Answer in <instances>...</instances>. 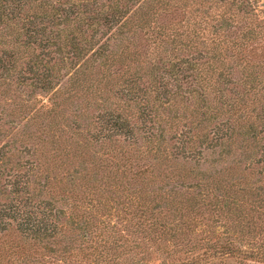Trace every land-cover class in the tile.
<instances>
[{
    "label": "trees",
    "instance_id": "trees-1",
    "mask_svg": "<svg viewBox=\"0 0 264 264\" xmlns=\"http://www.w3.org/2000/svg\"><path fill=\"white\" fill-rule=\"evenodd\" d=\"M0 264H264L263 0H0Z\"/></svg>",
    "mask_w": 264,
    "mask_h": 264
},
{
    "label": "water",
    "instance_id": "water-1",
    "mask_svg": "<svg viewBox=\"0 0 264 264\" xmlns=\"http://www.w3.org/2000/svg\"><path fill=\"white\" fill-rule=\"evenodd\" d=\"M263 3H264V0H263Z\"/></svg>",
    "mask_w": 264,
    "mask_h": 264
}]
</instances>
